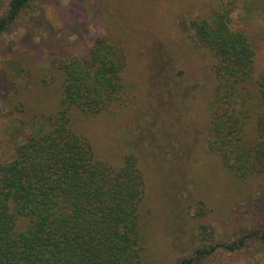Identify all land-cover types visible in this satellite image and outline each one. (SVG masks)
<instances>
[{"label":"rangeland","instance_id":"rangeland-1","mask_svg":"<svg viewBox=\"0 0 264 264\" xmlns=\"http://www.w3.org/2000/svg\"><path fill=\"white\" fill-rule=\"evenodd\" d=\"M225 2L32 0L0 38V161L11 160L22 135L34 134L42 117L58 111L64 74L55 61L77 55L84 40L89 48L105 36L127 53L123 103L97 116L74 109L71 123L99 160L119 167L127 154L138 156L146 180L140 211L146 264H178L205 244L253 231L259 236L242 250H219L199 264H264V176L236 179L209 150L212 60L182 26L209 19ZM232 27L250 36L257 80L264 73V32L255 35L236 20ZM16 66L24 72L13 78ZM249 89L255 93L253 84ZM204 226L213 239L202 236Z\"/></svg>","mask_w":264,"mask_h":264},{"label":"trees","instance_id":"trees-1","mask_svg":"<svg viewBox=\"0 0 264 264\" xmlns=\"http://www.w3.org/2000/svg\"><path fill=\"white\" fill-rule=\"evenodd\" d=\"M31 1L0 4V38ZM235 20L261 36L264 0H226L209 19L182 26L212 60L209 150L229 175L246 181L264 176V73L254 80L257 51L246 31L232 27ZM55 62L64 74L58 111L42 117L34 134L22 135L11 160L0 161V264H146L140 222L146 180L138 156L127 154L119 167L99 160L71 123L74 109L97 116L123 103L127 53L98 35L89 48L84 40L77 55ZM17 71L24 69H11L13 78ZM201 234L214 238L207 226ZM259 234L212 241L178 264L242 250Z\"/></svg>","mask_w":264,"mask_h":264}]
</instances>
